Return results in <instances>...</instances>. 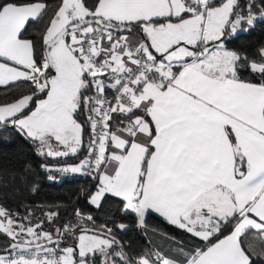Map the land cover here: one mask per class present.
<instances>
[{
  "label": "snow or ice",
  "instance_id": "obj_1",
  "mask_svg": "<svg viewBox=\"0 0 264 264\" xmlns=\"http://www.w3.org/2000/svg\"><path fill=\"white\" fill-rule=\"evenodd\" d=\"M50 9L0 0V86L26 89L0 104V131L32 147L48 181L88 177L90 208H116L98 222L78 205H41L33 220L31 207L0 204V264H264V45L229 47L264 22V0ZM153 215L183 237L154 229L132 251L122 221L147 236Z\"/></svg>",
  "mask_w": 264,
  "mask_h": 264
},
{
  "label": "trees",
  "instance_id": "obj_2",
  "mask_svg": "<svg viewBox=\"0 0 264 264\" xmlns=\"http://www.w3.org/2000/svg\"><path fill=\"white\" fill-rule=\"evenodd\" d=\"M52 5L49 15L55 9L56 0H48ZM42 25H34L30 30V36L39 41ZM264 45V22H257L250 31L239 33L238 37L229 43L230 48L241 50L249 56L256 54L257 49ZM40 45L37 43V52ZM26 91L23 83L18 87L0 86V104L11 102L16 96ZM83 120L84 117L82 116ZM55 163V161H48ZM41 158L37 157L32 147L19 137L11 129L0 131V204L5 205L13 211L23 212L26 207H31L34 213L33 220L44 219L41 205L60 204L63 215L64 207L75 208L77 205L85 213L92 212L98 222H106L115 212L116 203L114 198H108L101 210H95L84 201L81 195L82 189H88L94 183L90 178L72 175L62 177L58 182H50L45 173L40 169ZM31 165V168L28 165ZM38 186L36 191L33 187ZM43 210H47L45 207ZM120 220L119 216H116ZM129 225L126 233L120 234V239L130 244L132 251H139L145 247L149 240H154L153 230L158 233H168L170 236L182 238L183 233L167 225L162 219L153 215L148 219V235H142L141 230L136 228L135 221L131 218L122 221ZM57 223H60L58 221ZM45 228L51 230L55 225L45 224ZM7 239L0 236V249L7 246ZM161 244L163 241L156 240Z\"/></svg>",
  "mask_w": 264,
  "mask_h": 264
},
{
  "label": "built area",
  "instance_id": "obj_3",
  "mask_svg": "<svg viewBox=\"0 0 264 264\" xmlns=\"http://www.w3.org/2000/svg\"><path fill=\"white\" fill-rule=\"evenodd\" d=\"M85 177V176H84Z\"/></svg>",
  "mask_w": 264,
  "mask_h": 264
}]
</instances>
